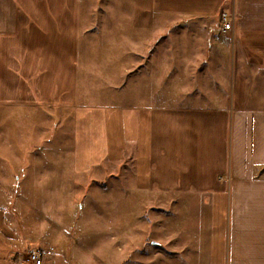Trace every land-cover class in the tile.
Here are the masks:
<instances>
[{
    "label": "crops",
    "instance_id": "obj_1",
    "mask_svg": "<svg viewBox=\"0 0 264 264\" xmlns=\"http://www.w3.org/2000/svg\"><path fill=\"white\" fill-rule=\"evenodd\" d=\"M92 1L0 0V264H32L33 245L43 264H81L82 242L63 253L68 219H17L27 193L120 167L141 195L190 196L172 264H264V0ZM118 57L123 89L102 80H123ZM145 73L156 97L135 103Z\"/></svg>",
    "mask_w": 264,
    "mask_h": 264
},
{
    "label": "rangeland",
    "instance_id": "obj_2",
    "mask_svg": "<svg viewBox=\"0 0 264 264\" xmlns=\"http://www.w3.org/2000/svg\"><path fill=\"white\" fill-rule=\"evenodd\" d=\"M92 2L89 0L88 8H92ZM102 2L106 3V0H98L95 8H101ZM185 40L188 41V38ZM151 51L154 52L155 49ZM120 55L123 54L120 52ZM120 61L121 59L118 57V62L115 64L118 66V76L123 80L108 81L105 76H102L104 85H109L110 82L112 87L118 88L122 84V89L124 88V73L127 64H118ZM142 65L147 67L149 64ZM142 65L132 64L134 75L143 67ZM153 65L157 66L156 64ZM110 67L111 64L107 63L104 69ZM229 74L231 75L230 72ZM144 75L147 78L139 77V75L134 76L136 85L144 84L143 96H137L135 103H141L148 99L153 100L156 97L152 96V91L157 87L156 83L151 81L149 74L145 73ZM91 77L92 73L88 83L93 89L94 81ZM169 82L166 81L167 84ZM183 88L180 93L188 92L186 97L195 93L190 90V85H185ZM106 97L108 98V96ZM107 98L103 99L108 101ZM101 100L93 95H86L81 97L78 102L99 104L103 103ZM113 100H117V97ZM236 138V126L230 121L229 161L234 154L233 144ZM252 142L253 151H255L258 144ZM26 158L28 159V157ZM25 162L27 164V160ZM9 164L7 160L6 168H10ZM126 171L124 167L118 168L112 172V176L104 177L103 183L96 180L95 178L98 177L94 178V174L88 172L70 176L69 186H54L52 190L44 189V191L27 193L32 209L24 205V210L27 212L21 213L20 218L17 219H57L58 216H61V219H68L66 229L68 240L64 245L63 253L69 260L73 259L74 250L75 252L78 251L76 250L77 246L74 249L75 245L79 241L82 242L84 245L80 249L82 254L79 258L81 264H172L171 260L178 253L175 247L184 242L183 239H173L174 227L182 222V219L178 221L182 214L187 215L189 213L190 208L188 209L186 205H189L190 196L161 193L157 197L151 192L141 195L134 191L137 188H134L128 179L125 180ZM131 173L132 170H129V174ZM178 197L181 199L183 197L184 200ZM196 207L192 208L191 211L196 210ZM188 217L183 216V219H189ZM131 219H133V226L136 228H134L132 238L129 239L126 227L130 229ZM136 219L140 221L137 225ZM156 220L159 221L155 223ZM176 231L181 233L179 226ZM140 233H142L141 236L145 237L143 241L140 240ZM152 243L154 244L152 245ZM34 247L35 245L29 246V249ZM155 247L156 250L160 251L158 256H155V253L152 256L151 250L154 249L151 248ZM160 253H164V256H161Z\"/></svg>",
    "mask_w": 264,
    "mask_h": 264
},
{
    "label": "built area",
    "instance_id": "obj_3",
    "mask_svg": "<svg viewBox=\"0 0 264 264\" xmlns=\"http://www.w3.org/2000/svg\"><path fill=\"white\" fill-rule=\"evenodd\" d=\"M222 31H226L231 28V17L226 12L221 14ZM28 259L32 264H43L44 252L41 248L30 249L27 253Z\"/></svg>",
    "mask_w": 264,
    "mask_h": 264
}]
</instances>
